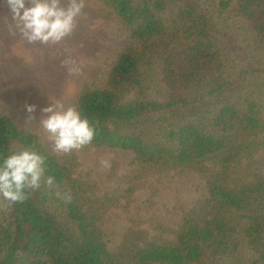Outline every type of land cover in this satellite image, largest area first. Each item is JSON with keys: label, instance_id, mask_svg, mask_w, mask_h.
Listing matches in <instances>:
<instances>
[{"label": "trees", "instance_id": "16d2710c", "mask_svg": "<svg viewBox=\"0 0 264 264\" xmlns=\"http://www.w3.org/2000/svg\"><path fill=\"white\" fill-rule=\"evenodd\" d=\"M84 1L100 3L129 34L104 86L82 91L74 102L97 129L84 148L130 151L136 164L158 169L199 167L208 190L204 204L182 217L173 242L133 247L126 264H203L204 258L232 259L240 249L247 253L234 264H264V176L251 173L230 185L233 174L259 162L252 158L264 148V104L251 91L229 98L238 86L264 77V56L246 53L264 46V0ZM224 11L248 39L230 75L219 68ZM141 124L161 132L146 138ZM22 148L44 154L45 176L55 181L28 190L20 202L0 198V264H125L115 260L85 209L89 198L70 167L36 134L0 114V154ZM206 160H215L218 170L202 165Z\"/></svg>", "mask_w": 264, "mask_h": 264}, {"label": "rangeland", "instance_id": "374dc122", "mask_svg": "<svg viewBox=\"0 0 264 264\" xmlns=\"http://www.w3.org/2000/svg\"><path fill=\"white\" fill-rule=\"evenodd\" d=\"M218 22L226 33L219 41V68L223 75H230L238 70L242 54L239 48H245L248 39L237 19L225 11ZM128 41V32L113 13L100 3L84 1L82 15L62 41L29 44L17 29L6 0L0 2V114L11 117L17 127L36 134L48 152L70 167L72 177L89 198L85 209L94 214L115 260L125 264L133 247L175 240L182 217L204 204L208 197L205 176L199 167L140 166L126 150L83 147L57 153L40 126L39 107L54 100H60L66 108L74 106L82 91L104 86L114 60ZM246 53H256L261 58L264 46L253 52L246 48ZM252 79L235 88L229 98L238 101L251 91L264 104V77ZM25 102L37 104L34 115L25 112ZM139 129L149 139L157 138L161 132L160 127L150 124H141ZM104 159L110 160V167H104ZM252 159L259 162L251 164L246 174H233L230 185L249 180L254 173L264 176V148ZM245 160L242 158L240 167L245 168ZM214 162L206 160L202 165L218 170ZM238 251L232 259L204 258L202 263L234 264L238 254L247 253L245 249Z\"/></svg>", "mask_w": 264, "mask_h": 264}, {"label": "clouds", "instance_id": "9594fccd", "mask_svg": "<svg viewBox=\"0 0 264 264\" xmlns=\"http://www.w3.org/2000/svg\"><path fill=\"white\" fill-rule=\"evenodd\" d=\"M3 2V0H0ZM10 14L22 38L29 44L58 43L74 29L82 15L84 0H6ZM37 104L25 102L24 110L30 116L37 111ZM39 123L52 143L53 151L70 153L92 143L97 134L93 122L74 106L65 107L54 100L39 107ZM47 157L32 148H22L0 154V198L8 203L27 198L28 190L40 188L44 183L52 186L53 175L45 176ZM110 167V160L101 161ZM71 200L70 192L56 193Z\"/></svg>", "mask_w": 264, "mask_h": 264}]
</instances>
